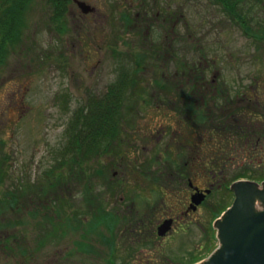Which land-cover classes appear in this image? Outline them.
<instances>
[{
	"label": "rangeland",
	"instance_id": "1",
	"mask_svg": "<svg viewBox=\"0 0 264 264\" xmlns=\"http://www.w3.org/2000/svg\"><path fill=\"white\" fill-rule=\"evenodd\" d=\"M78 1L96 13L85 18L72 2L62 23L52 26L47 10L35 0L21 41L0 68V264H184L185 251L198 240L199 259H205L218 247L214 225L225 208L220 192L202 206L198 226L183 224V232L161 244L147 234L135 243L127 231L130 217L176 207L169 191H148L147 172L158 166V179L160 155L169 137L178 134L168 113L154 108L164 98L146 90L153 88L150 82L140 77L136 92L125 93L117 136L104 146L107 150L85 160L78 157L76 168L72 154L64 153L66 130L76 113L87 109L91 95L105 94L102 83H114L115 54H122L123 68L132 60L135 73L149 72L143 69L147 56L142 53L147 29L145 24L134 27L137 13L143 15L136 4L147 0ZM167 2L172 21L180 22L169 49L170 73L189 74L191 64L198 69L205 61L212 66L208 83L217 72L221 81L232 80L233 88L238 82L251 92L264 91V41L257 40L264 39V0L238 1L235 20L216 6L220 0ZM156 3L164 7L163 0ZM161 28L154 25L149 35L159 37ZM180 33L185 44L177 42ZM170 146L169 153L175 154L176 146ZM248 176L264 178L263 159L254 160ZM228 204L225 199L223 206Z\"/></svg>",
	"mask_w": 264,
	"mask_h": 264
},
{
	"label": "flooded vegetation",
	"instance_id": "2",
	"mask_svg": "<svg viewBox=\"0 0 264 264\" xmlns=\"http://www.w3.org/2000/svg\"><path fill=\"white\" fill-rule=\"evenodd\" d=\"M167 1L163 0L164 7L161 8H158L157 0H147V2L138 3L139 5L136 4V7L143 11V15L137 13L134 27L141 28L145 24L144 28L147 29L148 40L142 47V53L147 56L148 60L143 69L149 72L135 73L133 67L131 68L134 63L132 60L128 62L129 67L123 68L122 54H115L114 83L108 86L102 83V91L106 93L110 86L117 84L123 78H129L134 81L133 85H127L129 94L132 91L136 92L143 77L142 80L146 83L150 82L153 86L152 89L146 90L151 91L153 96L164 98L162 104L155 103L154 108L168 113L167 119L178 130L176 136L172 134L169 137V143H166L165 150L160 155L163 167L161 175L158 179L154 176L159 170L158 166H155V163H158L157 160L154 164L149 162L151 163L149 167L155 166V168L152 169V167L147 172L149 182L147 186L151 188L148 191L153 190L161 194L169 191L170 198H173L176 207L168 210L167 213L158 207L160 211L150 217H130L127 231L130 232L131 240L135 243L147 234L148 239L153 238L161 244L169 235L177 233L178 230L183 232L184 229L180 228L183 224L193 222L194 226H198L196 217L200 214L202 206L205 208L210 196L216 192L222 193L220 205L225 207L220 212V216L216 218V222L221 220L234 203L233 187L236 183H254L259 187L260 192L264 191V178L248 179L254 160L256 158L264 160V98H261V95L264 96V91L253 89L251 92V88H245L243 83L241 86L238 82L237 87L233 88L235 85L233 81L230 79L221 81L220 74L217 72L212 73L214 79L208 83L206 72L212 66L205 61L198 69L195 64H191L193 70L189 74L187 72L170 73L168 67L171 53L169 49L172 48L171 43L176 42L173 31L178 28L180 22L179 20L172 21ZM216 6L221 11L223 10L221 5L216 4ZM95 13L94 9L92 15ZM223 14H225L224 11ZM81 15L85 18L88 16V14ZM81 15L78 14V17L83 18ZM154 25H161V38L149 35ZM185 37L184 33L178 34L179 45L181 42L185 44ZM196 43L199 42L196 41ZM179 47V51L183 53L182 46ZM118 53L122 52L118 51ZM181 60H183L181 65L184 66L186 60ZM208 110L209 113H207ZM165 133L167 132L163 130V136ZM170 143L176 146L175 154L169 153ZM178 193H181L180 197ZM197 195L203 197V201L195 206L192 200ZM162 198V196L159 197L157 201L160 206L164 207ZM225 199H228L229 204L223 206ZM154 204L149 208L154 210ZM166 222H169V231L159 236L158 230ZM210 240L209 236L205 241ZM185 243L183 241L181 244L183 248L186 247ZM200 243L199 240L193 242L190 249L185 251L184 256L187 260L184 264H202L215 252L213 250L205 259H199L201 257L198 254L201 251Z\"/></svg>",
	"mask_w": 264,
	"mask_h": 264
},
{
	"label": "trees",
	"instance_id": "3",
	"mask_svg": "<svg viewBox=\"0 0 264 264\" xmlns=\"http://www.w3.org/2000/svg\"><path fill=\"white\" fill-rule=\"evenodd\" d=\"M40 1L43 5L41 7L47 10L52 26H59L62 23L72 3V0ZM238 1L240 0H220L217 4L223 7L225 14L232 17L233 13H236L235 4ZM33 2L35 0H0V68L4 65L10 49L15 48L21 41L26 29L25 17L31 10ZM232 18L235 20L234 17ZM241 24L245 25V23ZM245 28L244 31H246ZM58 30L60 34L64 33L65 25L63 29ZM257 40L264 41L263 38ZM133 83L134 81L129 78L121 79L117 84L110 86L105 94L91 95L87 109L76 113L74 120L69 124L68 133L66 130L68 142L64 151L65 154H72L71 161H69L75 168L80 163L78 157H83V160L89 159L91 156L99 154L100 151L107 150L104 146L115 141L120 111L124 108L123 99L125 100V93L129 92L127 91L128 86Z\"/></svg>",
	"mask_w": 264,
	"mask_h": 264
},
{
	"label": "water",
	"instance_id": "4",
	"mask_svg": "<svg viewBox=\"0 0 264 264\" xmlns=\"http://www.w3.org/2000/svg\"><path fill=\"white\" fill-rule=\"evenodd\" d=\"M73 3L84 15L93 12L84 2ZM233 191V205L214 225L218 247L202 264H264V191L247 182L236 183ZM202 201L203 197L197 195L192 203L197 206ZM167 231L169 222L159 228V236Z\"/></svg>",
	"mask_w": 264,
	"mask_h": 264
}]
</instances>
